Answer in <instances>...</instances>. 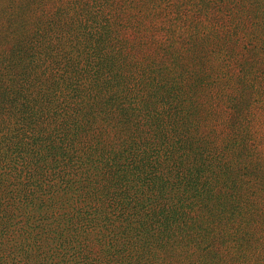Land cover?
<instances>
[{"label": "trees", "instance_id": "trees-1", "mask_svg": "<svg viewBox=\"0 0 264 264\" xmlns=\"http://www.w3.org/2000/svg\"><path fill=\"white\" fill-rule=\"evenodd\" d=\"M109 4L59 0L0 52V264H261L264 166L245 159L240 106L260 98L241 82L237 131L217 145L195 98L144 94L145 61ZM82 176L89 200L58 215L45 179L69 188Z\"/></svg>", "mask_w": 264, "mask_h": 264}, {"label": "rangeland", "instance_id": "rangeland-1", "mask_svg": "<svg viewBox=\"0 0 264 264\" xmlns=\"http://www.w3.org/2000/svg\"><path fill=\"white\" fill-rule=\"evenodd\" d=\"M37 1L0 0V52L19 37L34 32L38 18H45L47 11L53 10L59 0H40L41 5ZM62 1L66 5L79 1L91 3V0ZM109 6L106 14H113L117 21L119 16L124 25H117L129 38L128 45L145 61L150 85L144 94L152 97L155 91L163 88L161 95L167 96L168 90L172 89L182 98H195L198 106L193 110L212 112L210 125L217 145L223 147L237 131L232 125V116L237 114L234 98L242 94V81L250 85L246 91L247 100L250 97L260 100L251 109L245 100L240 105L247 113L242 125L245 123L247 134L251 133L245 159L249 167H263L264 0H110ZM128 18L133 20L132 23L127 22ZM70 19L75 20V16ZM69 23L73 25V22ZM130 81L129 77L125 79L126 84L133 87ZM177 83H180L179 89ZM152 102L162 108L156 98ZM107 130L112 132L113 129L108 127ZM112 133H106V136H112ZM80 146L81 142L78 143ZM97 167L98 162L86 166L85 175L93 177ZM80 179H84L83 176L77 178L76 187L69 188L54 186L57 179H45L44 186L49 184V195L54 205L57 204L58 215L74 214L89 200ZM260 196V205L264 208V193ZM19 240L16 231L9 237L3 236V258L7 253L5 249ZM259 252L261 264H264V244Z\"/></svg>", "mask_w": 264, "mask_h": 264}]
</instances>
